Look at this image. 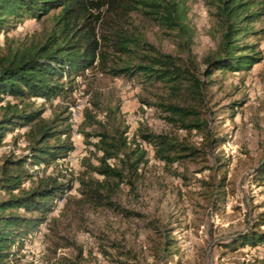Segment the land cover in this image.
I'll use <instances>...</instances> for the list:
<instances>
[{
    "label": "rangeland",
    "instance_id": "374dc122",
    "mask_svg": "<svg viewBox=\"0 0 264 264\" xmlns=\"http://www.w3.org/2000/svg\"><path fill=\"white\" fill-rule=\"evenodd\" d=\"M181 3L189 27L185 38L164 30L141 13L133 14L126 30L143 36L165 54L191 58L202 67L205 57L216 53L221 42L219 0ZM258 12L262 14L264 9ZM56 13L40 21L25 18L13 23L15 27L8 33H0V52H6L7 44L16 48L43 42ZM250 29L251 34L240 43L255 47L261 62L245 72H216L202 102H197L207 133L188 132L167 123L155 104L169 96V88L148 84L141 77H113L99 69L79 76L69 97L35 101L32 108L44 109L45 119L60 113L69 118L74 151L49 169L36 167L34 171L43 177L59 176L62 182L73 180L74 188L57 201L47 221L27 239L19 261L10 264L67 260L76 264H264V246L238 250L221 246L252 228L264 213V180L254 179L264 163V15ZM112 59L119 65L128 62L126 57L120 61L112 55ZM87 112L94 122L87 118ZM145 127L186 142L201 153L200 157L166 166L156 159L154 148L143 142L141 130ZM104 130L112 135L127 131L129 140L135 139L146 151L147 163L141 166L134 186L124 183L118 188L112 183L113 191L106 189L118 208L80 202L78 179L102 156L94 147L95 137L87 139L84 133ZM27 132L28 128L22 129L6 138L0 147V165L8 156L28 155ZM222 135L224 144L209 145L210 138ZM220 164L224 165L221 171L217 168ZM224 174V199L219 203L216 187ZM169 231L175 242L174 254L167 258L164 244Z\"/></svg>",
    "mask_w": 264,
    "mask_h": 264
},
{
    "label": "trees",
    "instance_id": "16d2710c",
    "mask_svg": "<svg viewBox=\"0 0 264 264\" xmlns=\"http://www.w3.org/2000/svg\"><path fill=\"white\" fill-rule=\"evenodd\" d=\"M262 9L263 1L219 0L221 42L216 53L205 57L202 69L191 58L165 54L143 36L126 30L133 14L141 13L164 30L187 37L189 27L181 0H0V33H8L15 27L13 23L25 18L40 21L57 12L52 18V30L43 42L16 48L7 44L6 52H0V147L10 134L28 128L29 150L28 155L6 157L0 165V264L19 261L27 239L47 221L57 201L74 188L73 180L62 182L59 176L43 177L34 171L36 167L49 169L74 151L69 118L60 113L47 120L43 117L44 109L32 108L35 101L67 98L79 76L99 69L113 77H141L148 84L169 88V96L155 104L165 114L167 123L180 130L207 133L197 102H202L216 72H245L261 62L255 47L240 42L251 34L250 25L264 15L258 12ZM112 55L120 61L126 57L128 62L119 65ZM87 118L94 122L88 112ZM126 133H84L87 139L95 137L94 147L102 156L97 165L89 164L78 179L80 202L118 208L106 189L112 192L114 185L119 188L124 183L134 186L140 178L141 166L147 163L146 151L135 139L130 141ZM141 138L154 148L156 159L166 166L197 160L201 154L172 135L155 134L146 127L141 130ZM225 142L223 135L209 139L210 146L219 147ZM217 168L221 171L224 165ZM254 179L264 180V163L256 170ZM226 180L224 174L216 187V202L224 199ZM174 242L172 232H167V258L174 254ZM221 246L234 250L264 246V213L252 228L237 233ZM56 264L76 263L67 260Z\"/></svg>",
    "mask_w": 264,
    "mask_h": 264
}]
</instances>
